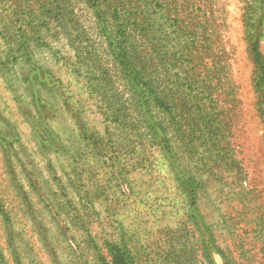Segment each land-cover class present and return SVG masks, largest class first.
Listing matches in <instances>:
<instances>
[{"label":"rangeland","instance_id":"rangeland-1","mask_svg":"<svg viewBox=\"0 0 264 264\" xmlns=\"http://www.w3.org/2000/svg\"><path fill=\"white\" fill-rule=\"evenodd\" d=\"M90 1L0 0V264H264V0Z\"/></svg>","mask_w":264,"mask_h":264},{"label":"flooded vegetation","instance_id":"flooded-vegetation-1","mask_svg":"<svg viewBox=\"0 0 264 264\" xmlns=\"http://www.w3.org/2000/svg\"><path fill=\"white\" fill-rule=\"evenodd\" d=\"M261 48H262V46H261ZM263 48H264V46H263Z\"/></svg>","mask_w":264,"mask_h":264},{"label":"trees","instance_id":"trees-1","mask_svg":"<svg viewBox=\"0 0 264 264\" xmlns=\"http://www.w3.org/2000/svg\"><path fill=\"white\" fill-rule=\"evenodd\" d=\"M90 2H92V0Z\"/></svg>","mask_w":264,"mask_h":264}]
</instances>
